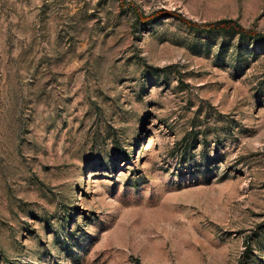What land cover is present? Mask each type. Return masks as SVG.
Wrapping results in <instances>:
<instances>
[{
	"label": "rangeland",
	"instance_id": "374dc122",
	"mask_svg": "<svg viewBox=\"0 0 264 264\" xmlns=\"http://www.w3.org/2000/svg\"><path fill=\"white\" fill-rule=\"evenodd\" d=\"M0 264H264V0H0Z\"/></svg>",
	"mask_w": 264,
	"mask_h": 264
},
{
	"label": "trees",
	"instance_id": "16d2710c",
	"mask_svg": "<svg viewBox=\"0 0 264 264\" xmlns=\"http://www.w3.org/2000/svg\"><path fill=\"white\" fill-rule=\"evenodd\" d=\"M178 17L186 23L188 26L204 30L207 32H220V33H235L241 36L254 37L255 33L244 27L240 22L233 18H223L213 22L208 23H198L192 19L185 18L182 15H178Z\"/></svg>",
	"mask_w": 264,
	"mask_h": 264
}]
</instances>
